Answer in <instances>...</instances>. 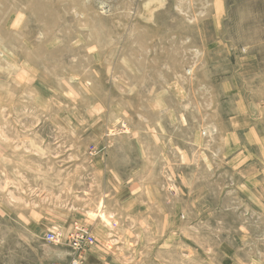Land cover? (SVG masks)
<instances>
[{
	"label": "rangeland",
	"instance_id": "374dc122",
	"mask_svg": "<svg viewBox=\"0 0 264 264\" xmlns=\"http://www.w3.org/2000/svg\"><path fill=\"white\" fill-rule=\"evenodd\" d=\"M73 256L264 264V0H0V264Z\"/></svg>",
	"mask_w": 264,
	"mask_h": 264
},
{
	"label": "built area",
	"instance_id": "2783aa9c",
	"mask_svg": "<svg viewBox=\"0 0 264 264\" xmlns=\"http://www.w3.org/2000/svg\"><path fill=\"white\" fill-rule=\"evenodd\" d=\"M55 238L54 234L52 233H47V236H46V239L49 240V241H53ZM82 240H77L75 239L74 240V243L73 245L75 246V248H79L80 247V243H81ZM83 241L85 243H92L93 242V238L91 236H86L84 237ZM61 264V263H60ZM63 264H79V260H78V257L77 256H73L71 257L66 263H63Z\"/></svg>",
	"mask_w": 264,
	"mask_h": 264
}]
</instances>
